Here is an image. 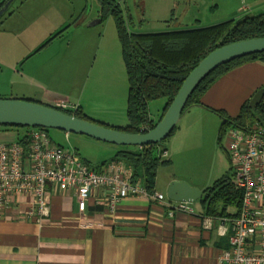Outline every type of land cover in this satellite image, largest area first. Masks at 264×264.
I'll list each match as a JSON object with an SVG mask.
<instances>
[{
  "label": "crops",
  "instance_id": "0c3cea01",
  "mask_svg": "<svg viewBox=\"0 0 264 264\" xmlns=\"http://www.w3.org/2000/svg\"><path fill=\"white\" fill-rule=\"evenodd\" d=\"M87 2H14L11 14L0 23V98L29 100L57 108L68 104L99 123L125 127L129 81L117 29L114 25L112 32L108 23L103 25L100 12L88 20L89 25L80 24ZM233 10L231 15H243L238 20L254 17L264 13V0H252L247 7ZM181 29L191 28L176 26L170 30ZM263 86L261 60L242 64L222 76L203 95L206 107L196 105L184 112L180 120L183 125L177 126L166 144L170 156L174 159L185 145L187 149L202 143L201 135L208 132L201 129L203 121L211 129L221 127L223 118L212 109L236 117L244 103ZM167 103L166 99L150 103L151 121L157 123L162 119ZM193 130L192 136L185 135ZM28 131L0 126V143L19 142ZM62 132L54 136L66 142L76 141L71 133ZM48 135L65 147L49 132ZM108 146H112L110 152L115 155L109 160L94 158L96 167L111 161L124 149ZM73 150L91 164L78 149ZM176 181L205 187L174 175L162 184L157 173L156 193L168 199V187ZM47 189L51 214L41 224L25 220L28 199L10 208L0 219V264H216L225 246L221 239L227 237L202 228L204 214L199 201L197 208L192 207L194 214L178 212L170 217L167 207L159 201L130 196L110 214L97 203L102 191L93 190L85 212L81 213L74 190L60 191L51 184Z\"/></svg>",
  "mask_w": 264,
  "mask_h": 264
},
{
  "label": "built area",
  "instance_id": "2783aa9c",
  "mask_svg": "<svg viewBox=\"0 0 264 264\" xmlns=\"http://www.w3.org/2000/svg\"><path fill=\"white\" fill-rule=\"evenodd\" d=\"M60 108L77 109L68 104ZM150 130L148 123L140 133ZM27 136V146L20 142L0 143V219L28 199L25 220L41 224L51 214L48 184L60 191L74 190L81 213L92 191L101 190L97 203L110 214L130 196L159 201L167 207L170 217L178 212L194 214L190 203L172 201L156 192L150 194L142 183L133 182V168L120 159L94 167L74 150L53 142L42 128L30 129ZM224 139L235 182L242 190V206L235 218L204 215L202 228L216 230L220 237L229 239V247L221 252L216 264H264V126L258 121L245 128L231 126ZM148 147L151 146L137 148ZM159 153L162 161L168 154L166 148H159Z\"/></svg>",
  "mask_w": 264,
  "mask_h": 264
},
{
  "label": "trees",
  "instance_id": "16d2710c",
  "mask_svg": "<svg viewBox=\"0 0 264 264\" xmlns=\"http://www.w3.org/2000/svg\"><path fill=\"white\" fill-rule=\"evenodd\" d=\"M8 1L1 2L0 9ZM98 1L102 8L100 11L101 22L109 17L114 19L121 44L129 81L126 109L128 124L125 127H114L89 118L80 108L75 111L55 108L77 118L129 134L140 133L142 126L148 123L151 130L154 129L158 122L150 121V103L166 99L169 107L186 77L210 53L232 43L264 38V13L254 17H245L242 20L232 19L208 27L137 33L129 30L132 20L118 0ZM12 8L13 5L0 19V23L7 15L11 14ZM254 60L264 61V52L236 59L217 68L197 86L189 98L185 111L196 105L206 107L202 102V97L217 80L238 66ZM262 89H264V86L260 90ZM212 111L222 117L223 121L227 119L220 127L217 137L218 145L221 143L228 127L245 128L256 121L264 126V100L256 108H251L250 100L247 101L236 117H228L222 111L214 109ZM16 128L26 131L32 129L29 127ZM44 130L47 133L49 131V129ZM176 130L177 128L170 137L175 134ZM19 142L25 146L29 144L30 138L27 133L19 139ZM163 144H165V141L141 151L135 149L137 147H124L112 160L120 159L130 165L134 173L133 182L142 183L150 194H154L156 192L158 168L169 162V160L162 161L160 159L158 148ZM231 171L230 167V172L214 181L199 200L204 215L216 218H235L238 216L242 206L243 194L237 186ZM221 242L225 244L223 250L229 247L228 237L221 239Z\"/></svg>",
  "mask_w": 264,
  "mask_h": 264
},
{
  "label": "rangeland",
  "instance_id": "374dc122",
  "mask_svg": "<svg viewBox=\"0 0 264 264\" xmlns=\"http://www.w3.org/2000/svg\"><path fill=\"white\" fill-rule=\"evenodd\" d=\"M20 1L21 0H16L15 2L19 3ZM251 1L252 0H118L119 4H121L132 20V24L129 25V30L137 33L166 32L176 26H185L189 28L199 26L201 28L232 19L238 20L243 17V15H241L239 11H237L239 14L231 15L234 11L233 9L237 10L241 6L247 7ZM101 9V4L98 0H88L86 14L82 16L78 22L82 25L85 23L89 25L91 21L88 20H92L93 16L97 12H100ZM107 23L111 27L110 30L112 29V32L115 31L116 24L112 17L107 18L103 22V25H107ZM183 123V121H180L178 126L183 125ZM203 124L204 127L201 129L208 130V132L204 131L203 135H201L202 143L193 146L194 148H191L189 145L187 149H185L187 146L185 145L183 151L175 155L174 159L170 156L169 149L166 146L168 140L165 141L163 146L159 147L167 149V157L162 159L172 160L158 168V177L162 184H164L170 176L174 175L181 180H187L190 183L195 182L199 185L204 184V186H206L209 182L212 184L214 181L230 172L231 166L225 151L226 140L223 137L219 145H217L216 142L220 126L215 130L213 127L211 129L210 124L207 125V121H203L202 125ZM48 132L54 140L64 145L66 148L72 150L75 148L78 149L81 157L89 160L94 167L98 165L94 158L109 160L115 155V153L110 152L112 146L108 145L111 144L101 141L98 142L90 137L76 134H70L71 137H77L75 138L76 141L72 140L66 142L54 136L55 133H59V130L49 129ZM193 133L194 130L185 135L192 136ZM193 138L195 139L196 137ZM135 149L140 150L139 148ZM197 205V202L190 204V206L194 208H197Z\"/></svg>",
  "mask_w": 264,
  "mask_h": 264
},
{
  "label": "water",
  "instance_id": "95a60500",
  "mask_svg": "<svg viewBox=\"0 0 264 264\" xmlns=\"http://www.w3.org/2000/svg\"><path fill=\"white\" fill-rule=\"evenodd\" d=\"M16 0H9L0 9V19ZM101 21V20H99ZM264 52V38L251 39L222 46L206 58L186 77L181 89L162 119L154 129L146 133L129 134L104 125L77 118L55 107L23 99L0 98V126L55 129L66 133L87 136L97 141L122 147H140L161 144L177 128L190 96L197 86L222 65L252 54ZM264 100V89L250 100V107L256 108ZM224 119L223 122H226ZM223 124V123H222ZM220 131V129H219ZM211 183L204 188L193 187L186 182L176 181L167 190L169 200L196 203L205 194Z\"/></svg>",
  "mask_w": 264,
  "mask_h": 264
}]
</instances>
